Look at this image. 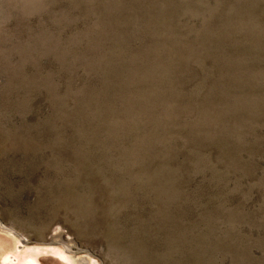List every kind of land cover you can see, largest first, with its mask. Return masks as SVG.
<instances>
[{
	"label": "rangeland",
	"instance_id": "374dc122",
	"mask_svg": "<svg viewBox=\"0 0 264 264\" xmlns=\"http://www.w3.org/2000/svg\"><path fill=\"white\" fill-rule=\"evenodd\" d=\"M29 258L264 264V0H0V264Z\"/></svg>",
	"mask_w": 264,
	"mask_h": 264
},
{
	"label": "bare ground",
	"instance_id": "6f19581e",
	"mask_svg": "<svg viewBox=\"0 0 264 264\" xmlns=\"http://www.w3.org/2000/svg\"><path fill=\"white\" fill-rule=\"evenodd\" d=\"M3 232V231H2ZM23 240V239H22ZM20 242V241H19ZM21 248V246H19V249ZM37 253V252H36ZM12 257V256H11ZM14 258V257H13ZM125 258V257H124ZM12 259V258H11ZM17 259V258H16ZM20 261V260H17ZM22 262V263H21ZM21 264H37L36 261H34L32 258L26 259L24 262L21 261ZM83 262V261H82ZM18 263V262H17ZM85 263V262H84Z\"/></svg>",
	"mask_w": 264,
	"mask_h": 264
}]
</instances>
